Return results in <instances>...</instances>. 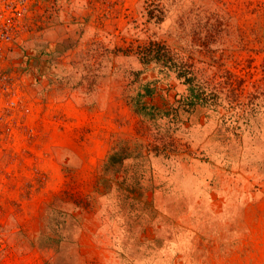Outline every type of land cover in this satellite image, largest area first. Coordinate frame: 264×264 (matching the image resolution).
I'll return each instance as SVG.
<instances>
[{"label":"rangeland","instance_id":"rangeland-1","mask_svg":"<svg viewBox=\"0 0 264 264\" xmlns=\"http://www.w3.org/2000/svg\"><path fill=\"white\" fill-rule=\"evenodd\" d=\"M33 25L20 59L37 135L2 160L0 264H264V109L176 116L187 85L138 53L164 42L236 100L264 88V0H55ZM145 84L168 118L137 113ZM161 133L170 158L99 182L120 140Z\"/></svg>","mask_w":264,"mask_h":264},{"label":"trees","instance_id":"trees-1","mask_svg":"<svg viewBox=\"0 0 264 264\" xmlns=\"http://www.w3.org/2000/svg\"><path fill=\"white\" fill-rule=\"evenodd\" d=\"M138 53L144 65L154 64L160 72L174 73L178 79L187 85V94L179 99V107L172 110V113H176V116L181 110L189 113L197 107H201L209 111V116L213 114L223 121L248 122L264 109V88L259 87L255 91L248 92L247 95L242 91L237 95L236 100L222 99L220 91L208 84L205 76L200 71L195 70L185 58L177 55L164 42L150 41L141 46ZM144 89V93L138 92L134 98L137 113L154 120L163 117L168 118L171 113L169 110L161 109L156 105H149L142 99L143 96H152L155 88L145 84ZM163 134L161 133V139L156 140L157 144H144L139 141L131 144L130 140H120L105 158L103 173L99 177V182L108 185L111 180L115 179L114 176L125 168V161L131 157H142L147 160L151 152H155V155L170 158V150H167L169 147L166 143H163ZM139 146L141 150L146 149L145 154L137 150Z\"/></svg>","mask_w":264,"mask_h":264},{"label":"built area","instance_id":"built-area-1","mask_svg":"<svg viewBox=\"0 0 264 264\" xmlns=\"http://www.w3.org/2000/svg\"><path fill=\"white\" fill-rule=\"evenodd\" d=\"M54 1L0 0V168L7 166L4 157L34 152L31 140L37 132L32 123L38 98L20 56L34 20Z\"/></svg>","mask_w":264,"mask_h":264}]
</instances>
